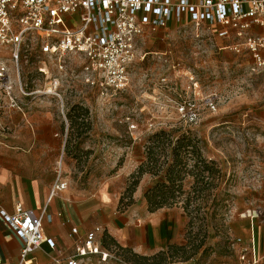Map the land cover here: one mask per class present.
Segmentation results:
<instances>
[{"label": "rangeland", "instance_id": "1", "mask_svg": "<svg viewBox=\"0 0 264 264\" xmlns=\"http://www.w3.org/2000/svg\"><path fill=\"white\" fill-rule=\"evenodd\" d=\"M144 39L122 91L87 82L77 54L45 59L42 73L36 54L28 51L18 74L9 49L0 48L12 82L9 95L20 105L12 106L0 89V132L6 140L1 143L9 150L45 145L25 137L32 133L34 113H50L59 121L57 159L68 191L114 196L117 211L133 215L145 235L141 219L151 212L143 192L153 178L136 171L146 160L150 137L159 131L169 136L154 149L160 163L169 140L192 133L202 156L212 162L211 172H204L201 181L187 174L175 203L157 209L171 218L162 228L174 234V241L151 262L239 264V250L252 232L241 216L248 207L260 211L253 230L256 242L264 245V71L253 67L248 52L232 49L238 38L219 37L204 25L172 22ZM54 86L60 98L37 93ZM187 163L190 169L194 158ZM170 245L174 248L168 251ZM109 248L112 264H148L129 248L122 254L114 245Z\"/></svg>", "mask_w": 264, "mask_h": 264}, {"label": "built area", "instance_id": "2", "mask_svg": "<svg viewBox=\"0 0 264 264\" xmlns=\"http://www.w3.org/2000/svg\"><path fill=\"white\" fill-rule=\"evenodd\" d=\"M172 22L204 25L220 37L238 38L232 49L248 52L253 67L264 71V0H0V48L9 49L18 74L19 62L28 51L36 54L42 73H46L45 59L60 61L65 55L77 54L84 61L87 82L122 91L131 66L140 56L143 38ZM11 84L9 68L0 61V89L4 94L11 93ZM19 89L26 95L22 87ZM37 93L60 98L56 86ZM8 97L12 106L20 108L15 97ZM65 187L60 159L49 198ZM259 214L258 208L248 207L241 216L256 219ZM0 217L23 243L21 264L30 248L44 242L53 246L43 232V216L32 209L18 203L15 211L8 213L0 207ZM99 231L100 227H95L78 238L66 264L107 263L114 258L97 240ZM71 233L78 235L74 227ZM238 262L264 264V248L258 254L248 243L239 250Z\"/></svg>", "mask_w": 264, "mask_h": 264}, {"label": "crops", "instance_id": "3", "mask_svg": "<svg viewBox=\"0 0 264 264\" xmlns=\"http://www.w3.org/2000/svg\"><path fill=\"white\" fill-rule=\"evenodd\" d=\"M31 124L32 133L25 137L26 142L46 143L39 145L37 149H6L1 143L6 141L5 135L0 132V207L13 213L19 203L24 209H32L37 215H42L43 232L53 241V246L44 242L38 247L30 248L22 264H66L74 242L95 227L101 229L96 235L101 247L112 254V250L103 245L105 235L116 246L129 248L133 253L143 256L165 250L174 241V234L162 228L171 221L163 211L157 210L142 217L141 223L146 228L144 235L142 226L136 227L133 215L128 211H117V198L114 196L85 197L82 193L68 191L64 172L66 187L57 190L49 198L55 182V166L60 160L57 159L58 144L62 138L57 131L59 121L52 118L50 113L39 112L32 115ZM45 127H48L47 133L41 132L45 131ZM246 219L252 224L249 244H253L259 254L264 245L255 240L254 219ZM73 227L77 229L78 235L71 233ZM22 247V241L0 217V264H21ZM112 259L108 260L109 263L95 264H112Z\"/></svg>", "mask_w": 264, "mask_h": 264}, {"label": "trees", "instance_id": "4", "mask_svg": "<svg viewBox=\"0 0 264 264\" xmlns=\"http://www.w3.org/2000/svg\"><path fill=\"white\" fill-rule=\"evenodd\" d=\"M166 135L169 137L166 131H159L150 137L151 144L147 147L148 154L146 160L139 165L136 171V175L148 173L153 178L151 184L143 192V197L150 212H154L164 206H171L175 203V198L182 192V180L190 172H193L197 181L204 179V172H211L212 162L202 156L197 144V139L192 133L177 136L173 141L169 140V152L165 154L163 162L159 163V158L156 157L154 149L158 144L169 139ZM189 157L194 158V164L190 169L187 163ZM202 190L203 188L199 187L198 191ZM103 245L106 248H109V245H114L117 247L116 249L121 251V254L123 252H130V250L126 248L116 246L106 235L103 237ZM173 248L174 247L170 245L168 251ZM159 252L157 253L162 255L165 250ZM155 254L151 256H138L134 253L136 257L146 259L148 264H152L151 261L156 257Z\"/></svg>", "mask_w": 264, "mask_h": 264}]
</instances>
